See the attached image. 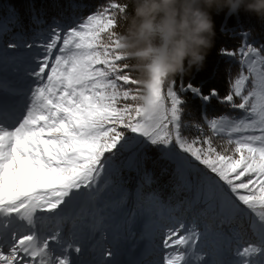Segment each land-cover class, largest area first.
Instances as JSON below:
<instances>
[{"label":"snow or ice","instance_id":"obj_1","mask_svg":"<svg viewBox=\"0 0 264 264\" xmlns=\"http://www.w3.org/2000/svg\"><path fill=\"white\" fill-rule=\"evenodd\" d=\"M71 7L67 23L53 18L45 28L42 12L30 4L38 27L30 37L13 33V42L3 38L17 23L15 8L0 21V52L24 50L20 83L0 76V264H119L113 251L83 258L89 241L103 239L106 219L100 209L86 224V206L95 207L117 184V160L140 171L149 148L176 164L201 214L230 226L225 243L210 249L208 229L201 231L196 217L170 215L159 225L150 264H264V45L245 39L221 48L240 65L227 94L165 81L148 86L152 99L144 106L138 100L145 88L117 47L115 29L129 6L105 0L86 16ZM183 92L204 103L215 97L241 115L204 112L203 123L185 122ZM187 127L197 134L186 136ZM152 182L143 167L141 188ZM245 220L254 239L241 237Z\"/></svg>","mask_w":264,"mask_h":264},{"label":"trees","instance_id":"obj_2","mask_svg":"<svg viewBox=\"0 0 264 264\" xmlns=\"http://www.w3.org/2000/svg\"><path fill=\"white\" fill-rule=\"evenodd\" d=\"M118 2L125 3V0H118ZM73 3L79 5L74 14L77 16H86L91 11H94L97 5L105 3V0H0V21L11 18L13 8L19 14L17 23L15 25L9 24L12 31L4 36V42H13L10 39L13 33L24 32L30 37L33 30L38 27L30 18V4H34L36 9L42 12V19L45 23L40 27L46 28L52 23L53 18L58 19L61 23H67L71 15H73V9L71 7ZM128 11H130V8H128ZM212 17L215 28L214 45L205 58L203 68L200 70L194 69L189 75H178L173 80L176 81L177 88L181 81L184 84L191 82L194 86L201 87L204 94H208L212 88H216L220 96H223L227 94L229 89V76L234 77L238 74L240 66L237 58L234 59L223 55L220 51L221 48H237L244 42V39H247V42L257 47L264 45V20L243 9L236 13H229L227 9L219 12L213 11ZM115 30L120 34V21ZM245 32L248 33L247 37L243 35ZM6 56H8V51L4 53L0 52V60ZM122 63H125V61ZM130 74L133 78H136L131 71ZM181 96L186 101L183 105L184 121L203 123L202 114L204 112L209 117L228 113L234 114V112H230L233 109L226 104L219 103L215 97L210 102L204 103L200 97L193 95L191 92H183ZM183 132L189 137L192 136V132L196 133L192 127L183 129ZM216 143H220V141L217 140ZM146 151L148 152L149 159L144 162L143 167H146L152 173L153 182L150 185L144 186L146 189L145 191L142 190L144 194L149 193V195H155L157 197L155 199L156 201H159V197L163 196L165 199L175 202L174 206L169 204V210H172L176 205L181 206L184 203H191L190 198L194 197L195 193L193 192L189 196L188 189L180 184L176 174V164L174 165L168 159H162L160 153L155 148H149ZM143 167L140 171H137L133 167L128 172V179L125 181L126 186L129 183L128 186L132 187V182L135 183V186H138V183L141 184ZM192 204L193 206L198 204L197 206L202 209L199 203ZM207 214L215 215L211 212L205 213L206 216Z\"/></svg>","mask_w":264,"mask_h":264},{"label":"clouds","instance_id":"obj_3","mask_svg":"<svg viewBox=\"0 0 264 264\" xmlns=\"http://www.w3.org/2000/svg\"><path fill=\"white\" fill-rule=\"evenodd\" d=\"M119 54L144 86L138 100L151 102L148 86L200 70L214 45L213 11H244L264 20V0H125Z\"/></svg>","mask_w":264,"mask_h":264},{"label":"rangeland","instance_id":"obj_4","mask_svg":"<svg viewBox=\"0 0 264 264\" xmlns=\"http://www.w3.org/2000/svg\"><path fill=\"white\" fill-rule=\"evenodd\" d=\"M23 51V49H19L14 53L8 50V56L0 60V76L7 77L15 84L20 83V73H18L17 68L19 67L22 70L24 64ZM13 56L17 59L13 60ZM230 112H234V114L228 113V115H241L237 110ZM194 135L196 133L192 132V136ZM116 167L119 172H114L113 175L117 180V184L102 194L95 207L86 206L88 212L86 224L92 222L91 213L100 209H102L100 214L106 219L103 239L97 234L94 240L89 241L88 251L83 257L85 260L98 257L101 250H106L117 253L114 259L119 264L131 262L133 260L131 259L132 256L135 258V263L131 264H150L151 261L157 258L154 245L159 242V225L167 223L170 215L186 217L189 221L196 217L200 230L204 231L205 227L208 229L207 243L210 249L225 243L224 235L229 234V224L221 225L222 217L201 214L203 210L197 206L198 204L194 206L192 204L197 203L194 197L190 198L191 203H184L181 206L176 205L172 210H169V204L174 206L175 202H171L163 196L159 197V201H156L149 193L144 194L146 189L145 187L141 188L139 183L138 186H135L133 182L132 187L128 186L129 183L126 186L125 181L128 179V172L133 167H127L121 160H117ZM193 192L195 193L194 188L188 189L189 196ZM121 197H124V199H121ZM232 227H238V225H232ZM84 231L88 232L89 229L85 227ZM240 233L243 240L254 238L246 220L243 221V228ZM93 245L95 250H93ZM129 253L132 255H129ZM136 254H138V258ZM73 255L80 254L73 253ZM105 259L113 258L105 256Z\"/></svg>","mask_w":264,"mask_h":264},{"label":"bare ground","instance_id":"obj_5","mask_svg":"<svg viewBox=\"0 0 264 264\" xmlns=\"http://www.w3.org/2000/svg\"><path fill=\"white\" fill-rule=\"evenodd\" d=\"M129 255H132V254H130L129 253ZM136 255H138V254H136ZM131 257V256H130ZM131 259H133V263H135V258H134V256H132V258ZM129 262H127L126 264H128Z\"/></svg>","mask_w":264,"mask_h":264}]
</instances>
